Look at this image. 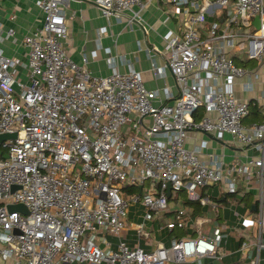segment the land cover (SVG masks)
I'll list each match as a JSON object with an SVG mask.
<instances>
[{
  "label": "built area",
  "instance_id": "2783aa9c",
  "mask_svg": "<svg viewBox=\"0 0 264 264\" xmlns=\"http://www.w3.org/2000/svg\"><path fill=\"white\" fill-rule=\"evenodd\" d=\"M92 1L107 24L129 12L131 25L140 24L147 3L159 0ZM161 1L175 15L181 8L184 20L179 32L162 36L169 54L162 66L150 49L146 55L154 75H172L173 95L147 89L123 55L108 56L109 72L102 76L88 71L84 52L70 59L63 49L62 0H35L42 22L21 39L23 76L18 60L0 49V133H15L0 143V264H188L205 258L221 264L225 224L207 227V218L182 206L157 228L171 233L164 245L154 240L150 223L180 191L214 211L217 204L201 195L205 187L236 193V176L248 181L253 173L255 218L240 225L254 222L249 264H264V90L250 95L259 73L245 64L264 62V0ZM237 80L243 97L235 96ZM250 102L262 120L245 126ZM124 124L129 132L121 131ZM190 131L228 135L257 154L228 166L212 155L203 160L206 141L186 146ZM15 203L26 213L7 209ZM136 205L137 223L128 218V207ZM237 240L239 250L248 249Z\"/></svg>",
  "mask_w": 264,
  "mask_h": 264
},
{
  "label": "crops",
  "instance_id": "0c3cea01",
  "mask_svg": "<svg viewBox=\"0 0 264 264\" xmlns=\"http://www.w3.org/2000/svg\"><path fill=\"white\" fill-rule=\"evenodd\" d=\"M61 8L65 15L67 31L63 40V49L70 59L78 61L80 54L84 52L88 57V71L93 75L102 76L109 72L106 58L108 56L123 55L125 59L131 61L133 68L139 72L147 89L157 90L160 96L175 93L174 80L170 73L166 72L164 76H158L151 72L150 59L146 55V49L151 50L153 60L157 66L164 64L169 54L164 47L162 36L170 32L180 31V25L184 20L181 8H179L181 12L175 15L172 13L170 3L161 0L149 2L139 12L140 24L133 23L131 25L126 22L129 12L120 14L121 21L109 17V23L107 24L100 9L92 0H62ZM41 22L42 16L35 6V0H0V49L7 57L18 60V73L20 76H23L25 72L24 48L21 45V39L35 27H39ZM7 29L13 31L11 36L5 35ZM246 66L255 67L259 73V80L254 85V91L250 93V95L257 96L260 90H264V62L259 66L255 61H249ZM117 67L120 71L125 70L123 64L119 63ZM234 93L237 97L244 96L240 88V80L234 83ZM252 105L259 110L257 105ZM261 120L262 118L259 116L244 117L242 124L246 126ZM202 140L206 141V147L202 149L201 159L207 161L209 155L216 156L223 162V166H228L233 161L242 162L246 156L257 154L253 148L241 147L230 142L228 135H223L222 139H218L198 131L188 133L186 146L198 145ZM257 186V179L255 173H253L248 181H245L242 176H236V193L223 192L218 186L219 194L216 196V186L205 187L201 191V195L217 204L214 211L210 210L207 205H198V209H195L192 205H185L181 201L184 198L179 200L178 196L174 202L178 203L180 201L184 207L192 209L193 215L207 218L209 220L207 227H211L213 224H225L227 229L224 232L228 234L224 239L222 233L220 236V247L224 251L222 260L231 256L235 264H247L246 262L249 264L250 257L255 255V249L252 246L255 240L248 241L244 239L236 234L235 229L244 230L247 236L251 238L255 224L253 222L251 226H241L240 221L244 219L252 220V218L240 217L232 207L237 206L241 211L245 209L247 212L253 213ZM133 212L136 211L133 210ZM171 212L173 210L168 208L162 214V217L167 216V219L170 218ZM139 214H136L137 221L135 223L140 221ZM235 215H238V217L236 218ZM161 221L160 216L150 223L155 233L154 238L158 235L156 241L168 245L170 239L168 232L164 229L157 231ZM237 238L245 240L249 244L247 250H239ZM225 245L226 247H224ZM262 254H264V248L260 249L259 257H264ZM201 260L207 261L208 259Z\"/></svg>",
  "mask_w": 264,
  "mask_h": 264
},
{
  "label": "rangeland",
  "instance_id": "374dc122",
  "mask_svg": "<svg viewBox=\"0 0 264 264\" xmlns=\"http://www.w3.org/2000/svg\"><path fill=\"white\" fill-rule=\"evenodd\" d=\"M248 63H249V61H246V65H248ZM121 131L122 132H129L130 131V125L129 124H124L122 126V128H121ZM144 185H146V181L144 182ZM214 186H216L215 187V192H216V196H217L219 194L218 186L217 185H214ZM183 198H184V196H183L182 191L178 192V199L180 200V199H183ZM182 206H183V204L180 201H178V203H175L173 199L168 200V208L170 210H173L174 211L175 209L180 208ZM232 209L235 210L240 217L243 216V217H251L252 219L255 218V213L254 212L253 213H250V212H247L245 209L243 211H241V209L239 207H237V206L235 208L232 207ZM133 210H135L138 213L139 212V206L136 205V206H130V207H128V211H129L128 212V218L131 221L136 222L137 221V216H136V214H133ZM171 215H172V212H171L170 216ZM238 215H235V217L237 218ZM161 219H162V221H165V220H167V216H163L162 217V215H161ZM229 230H231V229H229ZM229 230H228V232H229ZM255 230H256V226L254 225L253 226V234H252V237L251 238L248 237L247 236V233L244 230H242V229H235V232L239 236H241L244 239H246V240L249 241V240H255V237H254ZM226 234H228V233L222 232L223 239L226 237ZM154 240H158V235L155 236ZM260 241H261L262 244H264V224L262 225V232H261ZM224 247H226V245ZM263 255L264 254H262V256ZM222 263L223 264H235L231 256H228V257L223 258V260H221V264ZM246 263L248 264V262H246ZM190 264H217V262H213V260L208 259L207 261L197 260L196 262H191Z\"/></svg>",
  "mask_w": 264,
  "mask_h": 264
},
{
  "label": "water",
  "instance_id": "95a60500",
  "mask_svg": "<svg viewBox=\"0 0 264 264\" xmlns=\"http://www.w3.org/2000/svg\"><path fill=\"white\" fill-rule=\"evenodd\" d=\"M253 24L255 25V27H257L258 25V19L257 17H255L253 19ZM15 137V133H0V143L7 140V139H13ZM3 157H5L6 155H2ZM15 188L14 185L11 186V189ZM138 188H140V186H138ZM166 196H168L169 194V184L166 185V192H165ZM253 208V207H252ZM7 209L9 211H18L20 213H26V208L23 204L21 203H15V204H8L7 205Z\"/></svg>",
  "mask_w": 264,
  "mask_h": 264
},
{
  "label": "trees",
  "instance_id": "16d2710c",
  "mask_svg": "<svg viewBox=\"0 0 264 264\" xmlns=\"http://www.w3.org/2000/svg\"><path fill=\"white\" fill-rule=\"evenodd\" d=\"M245 64H246V62H245ZM259 112L260 111L254 105H252L251 102H250L249 103V107H248V113L246 114L245 117H249V116H259L261 118ZM198 115L199 114H193V120H196L198 118ZM131 191L135 192L136 191L135 187H131ZM182 201H183V204L189 205V206L192 205V206H194L195 209H198V203L191 202V201H187L185 199H183ZM168 234L170 235L171 233H168ZM172 234H173V232H172ZM174 234L177 235V236H181L182 235V232L179 231V230H176L174 232Z\"/></svg>",
  "mask_w": 264,
  "mask_h": 264
}]
</instances>
